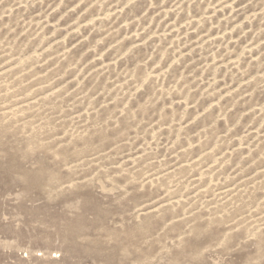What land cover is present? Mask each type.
Returning a JSON list of instances; mask_svg holds the SVG:
<instances>
[{
	"label": "rangeland",
	"instance_id": "rangeland-1",
	"mask_svg": "<svg viewBox=\"0 0 264 264\" xmlns=\"http://www.w3.org/2000/svg\"><path fill=\"white\" fill-rule=\"evenodd\" d=\"M0 264H264V0H0Z\"/></svg>",
	"mask_w": 264,
	"mask_h": 264
}]
</instances>
